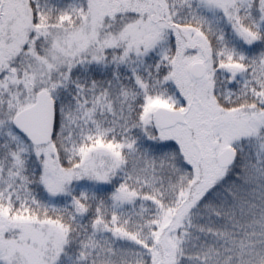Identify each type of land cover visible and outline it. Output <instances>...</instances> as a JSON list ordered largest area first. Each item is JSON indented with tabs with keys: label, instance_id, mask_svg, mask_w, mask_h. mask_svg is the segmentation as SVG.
Instances as JSON below:
<instances>
[{
	"label": "rangeland",
	"instance_id": "1",
	"mask_svg": "<svg viewBox=\"0 0 264 264\" xmlns=\"http://www.w3.org/2000/svg\"><path fill=\"white\" fill-rule=\"evenodd\" d=\"M202 11L219 28L209 29ZM164 53L174 57L172 93H165L164 84L156 88L165 92L151 95L146 86L135 92L133 68L124 72L130 77L125 81L123 64ZM248 53L253 55L250 66L234 59ZM112 57L119 60L113 63ZM196 62L205 65L201 80L191 75ZM97 69L108 76L86 90L79 83ZM253 72L264 78V0H0V127H13L14 117L35 104L41 90L60 103L55 138L48 146H33L11 129L0 131V264H249L241 256L260 243L245 239L246 233L262 232L264 240V115L228 111L217 97L227 96L221 75L231 83ZM75 83L80 86L73 92ZM136 105L142 106L138 113ZM160 107L181 109L185 120L160 129L154 119ZM138 126L178 146L191 183L197 182V200L215 189L219 200L217 192L224 189L225 196L227 191L248 205L245 214L253 213L254 220L244 233L219 241L213 234L224 228L215 216L212 235L202 231L197 239L187 237L195 202L183 203L189 196L184 182H168L161 161L153 163L147 178L123 168L122 151L130 145L125 140L118 145L119 131ZM229 147L238 151V159L232 168L221 169L217 157ZM23 154L31 159L23 163ZM33 164L39 166L32 170ZM117 175L136 181L121 180L107 191V203L93 210L86 206L84 201L95 200L86 188L96 187L93 197L102 195ZM31 179L37 185L32 190ZM222 180V186L217 184ZM27 197L34 203H60L65 211L74 206L80 215L73 226L11 216L13 202L19 201L18 210ZM83 219L90 226L87 232H80ZM193 244L197 258H187Z\"/></svg>",
	"mask_w": 264,
	"mask_h": 264
},
{
	"label": "trees",
	"instance_id": "2",
	"mask_svg": "<svg viewBox=\"0 0 264 264\" xmlns=\"http://www.w3.org/2000/svg\"><path fill=\"white\" fill-rule=\"evenodd\" d=\"M53 5V4H52ZM51 5V6H52ZM36 9L39 10V6H35ZM197 16V15H196ZM201 20H203V23L208 25L209 29H213V28H219L218 25H213L211 24V22L208 20L210 19L209 16L207 15V13L202 11V15H201ZM207 18V19H206ZM237 52L240 53L238 51L237 48H235V50L233 52ZM119 54V53H118ZM166 54V53H164ZM154 58L152 59H143V60H139L135 62V64L129 63L123 66H126L124 69H122V72L124 74V72H127L128 70H126L128 67L129 69L133 68L132 70H130V77L133 76V80H132V84H133V89L135 90V92H142V88L141 87H145L149 88V91L151 93V95L160 93V92H165L162 89L157 90L160 84H164L162 86H165V89L167 90V92L165 93H172L171 90V86L170 84L173 85L172 82H170V76H171V70H172V61L174 60V57L171 53H168L166 55H160V54H153ZM253 55L245 54V59L241 58L240 56L236 55L234 57L235 60H238L239 62H241L242 64H247L250 66L251 64V58ZM230 58V56H228ZM119 59L120 56L118 57ZM113 63H115L116 61H118L119 59H115L114 57L111 58ZM223 59H226L225 57ZM124 62L128 63L125 59H123ZM120 63L122 61H119ZM142 63L144 64V66H142ZM132 65V66H128V65ZM137 68H135V67ZM255 72H253V74L251 76H247L244 77L241 80H234L233 82H229V78L228 76L223 77V75H221V87L225 88L226 94L227 96L224 97L225 99H222L220 97L218 98V101H220L222 107L224 109H227L228 111H245L248 112L250 115L253 113H261L264 115V78L262 77H258L257 74L255 76ZM104 75L108 76V72L103 71L102 69H97L94 73H93V77L90 79H83L81 81V86L83 88H85L86 90H88L89 87L92 86V84H96L93 82H97L101 81V79L104 77ZM106 76V77H107ZM128 73L127 75L124 74V79L125 81L128 80ZM89 80V81H88ZM80 81V80H79ZM77 83V82H76ZM73 84V92H75V90L80 86L77 84ZM96 87V85H95ZM154 88V90H150ZM95 89V88H93ZM145 95V94H144ZM143 96V95H142ZM147 96V94L144 96V98ZM150 96V95H148ZM143 98V99H144ZM221 101H226L225 104H223ZM57 107H58V114H59V110H60V103L57 100ZM170 105H174L172 107H179L180 105H175L170 104ZM140 109L142 106L141 105H136V109H135V113H138V109ZM106 114V113H105ZM106 117V115H105ZM102 115L100 117V121H103ZM137 121V118H136ZM136 121H133L132 124H134ZM108 124V123H107ZM102 125L105 127V122H102ZM10 129L12 132H15L16 134H18L13 127H11L10 125ZM7 126V129L5 128H1L0 127V131H7L10 130ZM5 131V132H6ZM124 131V130H123ZM121 133V137L119 135L118 137V145L120 146V143L125 140L126 143L128 145H130V147H127V150H123V155L125 157L126 160V164L123 168H125L128 173L134 169H137V175H139L141 173V178H147L150 177L152 175V170H153V163L156 161H161L162 162V166L165 168L163 170V172H166L165 176L168 179V182H172L174 183L172 180L176 181V182H184V188H185V194H189V196H187V199H184L183 203L188 205L191 204L192 202H195L191 207H190V215L192 217L191 222H192V228H190L189 230L186 231V235L188 238L192 237V239H197V235L199 233H201L202 231L205 232L204 234L210 236L211 234V226L212 223L216 221V218L218 219V221H220V224H222L224 230L218 232V234H213L214 236H216V238L222 242H227L230 241L234 236V235H239L244 233L245 231V225L247 224V222H252L253 216L252 214H245L246 208L247 206H244L242 203H239V199H236L235 195L233 197V195L229 192L226 191V196L224 193V189L223 192L219 195V191L218 193V198H220L219 200H216V189L213 190L212 195L203 198L202 200H197V193H195V189H196V183H191V170L189 168H187L184 163H183V159L179 154L178 151V146L174 143V142H164V141H160L159 137L157 136V133L155 132V130L152 131L151 134L148 133V131H143L141 129L140 126H138L137 128L135 127L134 129H132L130 132H120ZM19 135V134H18ZM112 135L113 133L111 132V134L109 135L108 139L112 140ZM20 136V135H19ZM115 136V134H114ZM130 138V139H129ZM10 144H9V149H12V141L9 139ZM126 144V145H127ZM118 146V147H119ZM44 148V147H41ZM259 152H261L259 150ZM262 153V158L264 159V149L261 152ZM24 155V159H23V163L28 160L31 159V155L27 156L25 158V154ZM26 159V160H25ZM74 162H76V160L78 159V156H75L74 158ZM138 160V162H136ZM73 161V160H72ZM138 164V165H137ZM146 164V165H144ZM258 163H256L257 165ZM143 165V166H142ZM39 165H34L30 166L29 168L35 169V167H37ZM34 177L37 178V172H34ZM155 174V173H154ZM129 177V176H128ZM35 178V179H36ZM124 178V177H123ZM123 178L120 179L119 175L116 176L115 181L113 182V184L111 183L109 186H104L101 190V192H99L102 195L99 196H95L93 197V189H95L96 187H87L86 189H89V194L91 198H95L94 201H84V203L86 204V206H90L91 210H93L94 208H96L97 206H101V204L103 203H107L105 200L110 199V195L108 194L107 191H111V188H116L118 185L121 184V180H123ZM139 179V177H136ZM35 179H31L30 180V189L32 190L34 187H37L36 184V180ZM171 179V180H169ZM126 181L132 182L134 183L136 180H129L128 178H125ZM123 180V181H125ZM32 181V182H31ZM232 184L230 180H227ZM220 182V183H219ZM34 183V184H33ZM123 183V182H122ZM178 183V184H181ZM191 183V184H190ZM226 183V184H227ZM217 184H224L223 180L222 181H218ZM229 184V185H230ZM191 185L189 192L187 191L188 186ZM228 185V186H229ZM220 186V185H218ZM137 187V186H136ZM112 188V189H113ZM35 189V188H34ZM38 189V188H37ZM85 189V188H83ZM137 190V188L135 189ZM194 190V191H193ZM87 191V190H85ZM98 191V190H97ZM37 196L41 197L39 190L37 191ZM107 194V195H105ZM194 196V198H193ZM225 197V198H224ZM28 198V197H27ZM33 197H29L28 199H26L24 202V206L21 205V207L17 210L16 209V203L18 202H13V205L11 206V216H21L23 215V217L26 218H40L41 221H47L48 219H53L55 221L58 220H63V222L68 223V225L73 226V224H75L76 221V216H79L80 214H78L76 207L73 208L70 206H65L66 207V211L63 210L62 206H60L58 203V205L53 206V204L51 205V202H48V200H43L45 204H43L42 202H37L34 203ZM39 200H41L39 198ZM217 201V202H216ZM34 203V204H33ZM215 205V207H214ZM103 206V205H102ZM134 206L136 207V203L134 204ZM104 207V206H103ZM116 209V208H115ZM114 209V210H115ZM134 210V208H132ZM249 209V208H248ZM247 209V210H248ZM128 209H126L127 213ZM126 215V214H123ZM231 215V216H230ZM13 216V217H14ZM86 216H88V218L92 217L93 215L91 213H89V215L87 214ZM216 216V218H215ZM90 220V219H89ZM87 222V219H83L82 220V225L80 226V228H82V230L79 231L80 232H87L84 229H90V226H84L85 223ZM238 222V224H237ZM203 225H205L203 227ZM233 226H241L243 228L242 232H238L237 227L233 228ZM201 227H203V230L201 229ZM192 229V230H191ZM252 230H249L246 233V236L244 237L245 239H249L251 241V243H258L259 241V245L256 246L257 244H254V248H250L249 249V255L247 254V249H245L243 255L241 256L242 259L244 256L248 257V262L249 264H264V240L262 239V232H255L253 231V233H251ZM186 237V238H187ZM213 237V236H212ZM206 238V237H204ZM206 241V240H204ZM246 243V242H245ZM256 246V247H255ZM79 248V247H77ZM193 250V252H192ZM187 251V258H197V245L195 246L194 244L191 245V247H189V249L186 250ZM236 257L239 259V254L237 252H235ZM65 259V258H64ZM241 259V260H242ZM247 261V260H246Z\"/></svg>",
	"mask_w": 264,
	"mask_h": 264
},
{
	"label": "water",
	"instance_id": "3",
	"mask_svg": "<svg viewBox=\"0 0 264 264\" xmlns=\"http://www.w3.org/2000/svg\"><path fill=\"white\" fill-rule=\"evenodd\" d=\"M191 75L196 80L205 77V65L196 62L191 67ZM186 113L181 109L158 108L154 113L156 125L163 130L172 128L185 120ZM57 123V104L52 93L41 90L35 104L19 112L13 119V128L33 146H48L54 138ZM238 154L233 147L221 152L217 164L221 169H228L237 160Z\"/></svg>",
	"mask_w": 264,
	"mask_h": 264
}]
</instances>
